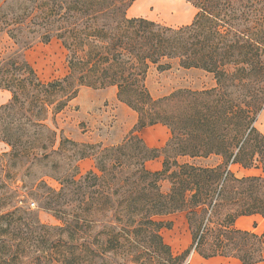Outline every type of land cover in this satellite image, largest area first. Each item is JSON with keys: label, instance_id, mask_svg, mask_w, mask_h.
I'll list each match as a JSON object with an SVG mask.
<instances>
[{"label": "trees", "instance_id": "16d2710c", "mask_svg": "<svg viewBox=\"0 0 264 264\" xmlns=\"http://www.w3.org/2000/svg\"><path fill=\"white\" fill-rule=\"evenodd\" d=\"M187 1L197 8L194 20L173 27L128 16L134 0H0V36L16 47L0 56V88L12 93L0 106V138L13 166L45 167L44 176L60 183L22 179L19 189L62 221L45 224L18 199H0V264H188L192 248L204 258L264 264V232L235 225L244 215L264 218V134L255 126L264 108V0ZM53 39L67 50L70 71L44 82L24 51ZM172 59L213 73L216 85L154 98L150 66L165 70ZM82 86H115L118 100L137 113L120 143L78 142L46 123ZM155 124L171 131L162 147L139 134ZM159 155L162 168L149 169L146 162ZM211 155L223 162L180 161ZM88 157L98 172L77 178L78 162ZM233 164L259 174L238 177ZM176 212L186 213L193 235L179 254L160 232L172 223L157 219Z\"/></svg>", "mask_w": 264, "mask_h": 264}, {"label": "rangeland", "instance_id": "374dc122", "mask_svg": "<svg viewBox=\"0 0 264 264\" xmlns=\"http://www.w3.org/2000/svg\"><path fill=\"white\" fill-rule=\"evenodd\" d=\"M161 23L166 24L163 21ZM15 48L8 37L0 36V56L7 55ZM24 56L44 82L62 78L70 71L67 62V50L57 39H53L48 43H35L24 51ZM169 62L171 63L170 68L161 70L157 64H152L147 73L146 84L152 96L156 99L169 96L175 91L182 89L200 91L210 89L216 85V79L211 72L202 68L183 67L178 59H172ZM6 93L8 96H6ZM116 93L117 88L115 86L105 89L82 86L78 95L69 102L68 106L54 117L50 116L46 123L51 128H55L58 134L78 142H101L104 146L118 144L130 133L137 122L138 115L125 103L119 101ZM11 97L12 93L9 90L0 88V106L9 102ZM255 126L264 134V108L257 115ZM165 127L160 125L147 126L141 129L139 134L151 146L156 131L165 129ZM8 146L0 138V199L11 201L13 204L18 199L19 203H17V206L29 207L31 210L36 211L41 222L53 226L60 225L62 221L52 211L40 208L39 201L41 199L29 195L25 189H19L23 185L22 179L27 184L33 183L34 179L38 182L44 180L55 189L60 188V183L52 177L44 176L45 171H47L44 169L45 167L28 168L29 164L27 162L13 166L12 162L14 160H9L7 155H5L11 150V147L9 146L8 149ZM163 161L164 156L159 155L154 159L148 160L146 166L151 170H160ZM180 161H190L203 166H214L222 163L223 158L218 155H211L207 158L181 157ZM78 164L79 173L77 178L85 175L88 171L98 172L95 160L92 157L81 159ZM230 168L238 177L259 174V170L256 168L247 169L237 164L231 165ZM161 187L163 191H168L170 188L169 181H162ZM15 190H17V193H12ZM42 193L43 191L41 190L39 194L42 195ZM14 194H18V197L14 196ZM11 205L3 208V211L7 212L13 209ZM157 219L165 223H172L171 228L162 227L160 232L165 241L171 246L173 252H177L178 249L186 246L191 238L193 240L192 230L185 212L159 216ZM261 222V220H258L255 223ZM195 251L192 248L187 257V262H189L191 254Z\"/></svg>", "mask_w": 264, "mask_h": 264}, {"label": "crops", "instance_id": "0c3cea01", "mask_svg": "<svg viewBox=\"0 0 264 264\" xmlns=\"http://www.w3.org/2000/svg\"><path fill=\"white\" fill-rule=\"evenodd\" d=\"M197 13V8L187 0H134L128 8L127 14L130 17H144L154 21L167 22L166 24L173 27L190 24ZM167 20V21H164ZM172 24H171V23ZM6 96L7 93H6ZM117 96V93H116ZM163 126V124H155L153 126ZM171 136L170 129H159L153 136L154 147H162L166 144ZM9 149V146H8ZM239 165V164H237ZM261 220V223H255ZM237 228L244 230H252L258 234L264 232V218L261 215H244L239 217L235 223ZM192 238L186 244L174 252L182 253L191 246ZM226 259V260H225ZM188 264H243L239 259L234 257L215 256L211 258L202 257L197 251L190 256Z\"/></svg>", "mask_w": 264, "mask_h": 264}]
</instances>
